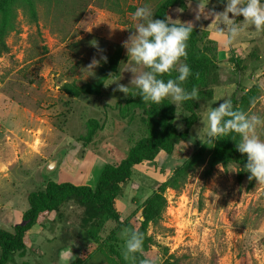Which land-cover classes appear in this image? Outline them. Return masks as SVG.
<instances>
[{
  "label": "rangeland",
  "instance_id": "1",
  "mask_svg": "<svg viewBox=\"0 0 264 264\" xmlns=\"http://www.w3.org/2000/svg\"><path fill=\"white\" fill-rule=\"evenodd\" d=\"M60 1L58 13L38 2L36 21L18 9L16 28L5 38L8 49L0 52V229L11 231L20 222L28 208V194L43 189L48 179L94 187L102 167L125 156L142 136L136 119L128 121L118 113V103L128 95L114 91L116 83L103 85L99 97H70L60 86L66 81L90 80L96 68L88 67L93 58L99 60L120 45L123 59L118 73L105 84L119 78L118 83L135 88L136 75L147 69L135 65L136 73L125 70L133 62L124 42L135 32V10L148 7L154 19L162 0ZM185 1L186 10L172 7L169 20L207 30L215 41L218 68L212 79L213 96L199 104L197 122L171 154L160 152L153 161L133 168L118 199L121 218H131L133 223L142 220L144 200L195 151L203 149L204 160L188 173L185 183L177 190L164 191L167 207L162 220L148 227L156 244L153 251L167 248V255L178 264H264V183L248 179L247 157L241 165L229 162L203 175L211 150V145L204 144L206 117L213 107L257 85L258 97L246 113L264 119V31L246 26L243 16H237L241 32L225 47L226 30L222 34L219 29L226 26L217 25L215 14L225 10L227 0ZM176 113L181 114L178 119L175 115L174 123L182 132L188 113L178 106ZM92 117L103 128L85 143L81 136ZM256 132L264 140V125ZM55 158L57 166L47 173L46 165ZM82 216L83 207L64 203L32 227L28 248L15 254L9 264H68L61 255L70 247L76 257L71 264H109L107 257L117 260L118 255L130 259L126 229L117 234V241L106 239L115 226L113 221L105 224L97 249L85 259L90 238Z\"/></svg>",
  "mask_w": 264,
  "mask_h": 264
},
{
  "label": "trees",
  "instance_id": "2",
  "mask_svg": "<svg viewBox=\"0 0 264 264\" xmlns=\"http://www.w3.org/2000/svg\"><path fill=\"white\" fill-rule=\"evenodd\" d=\"M38 2L44 3L48 10L52 8L55 13L59 12L60 0H0V52L8 49L5 38L16 28L17 10L22 9L32 21H36ZM174 6L183 10L187 8L185 0H162L155 8L154 19L164 20L166 17L169 19L170 9ZM192 27L193 31L187 41V59L181 58L191 68L192 75L183 82L182 86L188 91H191L193 87L198 88L199 99L189 100L182 106H178L181 111L188 113L184 119L185 129L182 132L176 129L174 123L176 106L171 103L170 98L157 105L144 103L139 95L129 94L123 103H118L116 108L121 118L128 121L137 120L142 136L133 143L125 156L113 163H106L102 167L94 187L48 179L43 189L31 191L27 196L28 208L22 212L20 222L14 225L11 231L0 229V264H9L15 254H23L29 246V233L32 227L41 224L50 213L58 212L66 202H74L83 207L81 224L90 238V244L84 248L85 259L97 249L96 243L101 239L105 224L113 221L115 226L106 238L109 242L117 241V234L124 229L128 231V235L132 231L140 232L144 240L142 251L130 253L129 260L119 255L115 260L110 256L107 257L109 264H143L145 260L154 261V264H178L177 260L167 255V248H164L161 253L153 251L156 244L152 236L148 234V227L157 225L162 220L167 207L165 189L177 190L185 183L188 173L204 160L203 149L195 151L144 200L141 205L142 220L133 223L131 218H121L118 199L130 182L135 166L153 161L160 152L171 154L177 143L188 138L190 128L198 120L199 104L213 96L212 79L218 68L217 47L215 41L208 37L207 30ZM106 56L107 62L101 58L98 60L99 64L90 80L82 83L66 81L61 84L60 90L70 97L82 95L99 97L105 81L111 75L118 73L123 59L122 47L115 46L114 50ZM234 64L239 67L238 62ZM178 75V71L173 70L170 74H164L159 78L167 81L175 79ZM258 93L259 87L254 85L243 91L239 98H236V93L232 94L230 100L235 110L247 112L256 101ZM85 127L86 131L81 139L85 143H90L103 125L98 119L92 117L86 121ZM231 136H235L236 141L232 140ZM239 140L240 137L233 133L229 137L217 140L214 146H211L203 172L205 177L229 162L241 165L246 161V154L240 153L235 147V143Z\"/></svg>",
  "mask_w": 264,
  "mask_h": 264
},
{
  "label": "clouds",
  "instance_id": "3",
  "mask_svg": "<svg viewBox=\"0 0 264 264\" xmlns=\"http://www.w3.org/2000/svg\"><path fill=\"white\" fill-rule=\"evenodd\" d=\"M229 13L232 14L231 18ZM241 15L246 26H254L257 31H264V0H227L225 10L215 14L217 25L222 23L226 26L224 30L218 28L222 34L226 30L225 47L240 34L242 26L236 23L235 17ZM152 17L153 11L150 8L138 7L133 13V20L138 21L135 32L124 42L127 56H130L133 62V66L125 70L136 73L135 65H142L148 70L136 75L132 82L134 89L118 83L119 78L108 84L103 82L104 85L116 83L114 91L119 90L125 96L139 95L144 103L159 105L170 98L171 103L177 107L186 101L198 100V88L193 87L188 91L182 86L192 75L191 68L181 59H187V41L193 31L192 25L173 24L167 17L164 20ZM101 59L107 62V56H102ZM98 64L99 61L93 58L88 67L92 69ZM173 70L179 73L175 79L165 81L159 78ZM176 114L178 119L181 113ZM206 121L204 144L214 146L217 140L229 137L233 133L237 134L240 140L235 143V147L240 153L246 154L247 163L244 167L250 173L248 179L264 183V140L256 132L258 126L264 125V119L235 110L231 100L224 98L218 107H213L208 112ZM231 139L236 141L235 136H231ZM143 240L140 232H130L125 244L126 254L142 251ZM61 259L66 260L68 264L76 259L71 247L62 253ZM143 264H154V261L145 260Z\"/></svg>",
  "mask_w": 264,
  "mask_h": 264
},
{
  "label": "water",
  "instance_id": "4",
  "mask_svg": "<svg viewBox=\"0 0 264 264\" xmlns=\"http://www.w3.org/2000/svg\"><path fill=\"white\" fill-rule=\"evenodd\" d=\"M57 160L58 159L55 158L46 165L45 170L47 173H51L55 169V167L57 166Z\"/></svg>",
  "mask_w": 264,
  "mask_h": 264
}]
</instances>
